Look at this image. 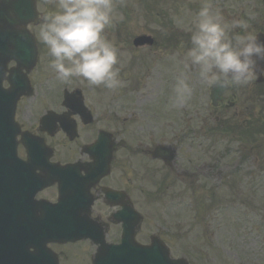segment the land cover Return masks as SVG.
<instances>
[{
    "label": "flooded vegetation",
    "instance_id": "1",
    "mask_svg": "<svg viewBox=\"0 0 264 264\" xmlns=\"http://www.w3.org/2000/svg\"><path fill=\"white\" fill-rule=\"evenodd\" d=\"M210 1L215 0H174V15L168 20L178 19L177 24L160 22V32L142 45L134 44L130 28L126 36H119L123 25L113 19L105 35L119 49L123 86L116 90L73 78L67 83L52 81L43 91L41 80L53 71L52 58L39 39V28L33 30L39 55L28 75L33 92L19 98L14 119L18 131L33 138L39 148L28 159L18 132L15 156L27 164L35 183L63 168L62 175L52 176L54 182L36 186L35 207L55 208L62 197L65 210L75 219L90 220L105 231L107 243L120 241L123 223L132 221L137 212L140 222L134 237L147 245L155 237L165 242L163 230L155 228L161 219L154 216L155 225L149 223L150 212L155 211L151 206L161 203L166 190H182L191 196L195 234L206 219L205 235H218L219 221L236 209L243 222L244 245L253 238L257 247L253 259L247 257L245 263L250 259L257 264L258 251L264 249V76L218 94L215 87L196 80L195 69H185L192 26L183 28L179 14H196ZM45 2L37 0L38 5ZM262 3L246 7L244 0H227L212 6L229 25L231 37L264 32ZM233 21L240 27L232 29ZM13 65L12 61L8 67ZM182 71L193 91L186 103L172 107L173 87ZM98 138L103 141L91 148ZM58 179L65 180L62 193ZM222 229L224 233V223ZM48 245L59 255L65 246Z\"/></svg>",
    "mask_w": 264,
    "mask_h": 264
},
{
    "label": "water",
    "instance_id": "2",
    "mask_svg": "<svg viewBox=\"0 0 264 264\" xmlns=\"http://www.w3.org/2000/svg\"><path fill=\"white\" fill-rule=\"evenodd\" d=\"M38 17L35 0H0V264H58L57 255L46 246L48 241L87 237L100 243L92 264H188L183 257L171 258L160 241L153 240L148 246L136 244L133 234L138 219L123 223L120 244L107 245L103 234H97V224L75 219L65 210L62 197L55 208L32 204L36 186L54 182L52 176L63 174V168L52 170L48 178L39 177L35 183L36 177L27 164L15 156L18 129L13 121L14 108L18 98L30 92L21 69L29 70L37 59L34 38L27 25ZM258 36L264 40L262 35ZM11 59L17 66L10 69L6 77L10 87L5 89L1 82ZM102 141L99 138L92 148H98ZM22 142L29 152L28 159L34 157L39 144L30 137H23ZM58 180L62 193L65 180Z\"/></svg>",
    "mask_w": 264,
    "mask_h": 264
},
{
    "label": "clouds",
    "instance_id": "3",
    "mask_svg": "<svg viewBox=\"0 0 264 264\" xmlns=\"http://www.w3.org/2000/svg\"><path fill=\"white\" fill-rule=\"evenodd\" d=\"M49 4L38 31L57 79L67 83L81 78L90 86L109 90L122 87L119 49L105 36L113 20V0H49ZM238 27L240 22L233 21L231 28ZM190 43L184 55L185 69H195L196 80L215 87L218 94L264 76V40L251 32L230 37L229 25L211 3H204L195 14ZM192 91L189 76L180 72L172 107L186 103Z\"/></svg>",
    "mask_w": 264,
    "mask_h": 264
},
{
    "label": "rangeland",
    "instance_id": "4",
    "mask_svg": "<svg viewBox=\"0 0 264 264\" xmlns=\"http://www.w3.org/2000/svg\"><path fill=\"white\" fill-rule=\"evenodd\" d=\"M127 1L113 0L115 5L114 12L118 11L120 13L118 14V20L124 17V23H129L121 24L123 26H121L119 33L122 35L119 36H126L128 30H125V28H130L133 35L147 32L154 37V32H160V23L156 10H162L164 6L170 5L166 0H164L166 1L164 5L159 4L161 0H132L129 7ZM258 1L263 2L262 5L264 6V0H251V2L244 0V4L248 7L257 4ZM210 3L213 6L225 5L227 0H215L210 1ZM39 8L45 16L48 13V8L50 9L49 0H46L45 4H40ZM165 9V11H168L167 8ZM179 16L182 27L192 26V21L195 17L194 12L179 14ZM177 20L175 19V24H177ZM41 23L33 28L38 29ZM174 27L180 30L179 25H174ZM56 80L57 76L54 71L44 74L41 80V85L44 87L42 90L47 91L52 81ZM86 85L89 84L86 82ZM190 197L189 192L173 188L166 190V196L162 198L159 205L151 206L155 211L152 210L150 212L149 223L153 226L157 222L155 217L161 219V224H156L155 228L160 226L163 230V240L171 247L172 257H185L189 264H246L247 257L253 259L256 251L255 246L252 245L254 239L251 238L250 242L246 246L244 245V238L241 235L242 218L238 216L236 209L230 210L229 215L222 217L223 221H219V234L207 238L203 236L205 233L204 227L208 222L206 219L200 221L198 234H195L194 230L192 231L194 212L190 204ZM223 223L226 225L224 233L222 229ZM62 249H64L63 252L66 255L62 253L64 258L61 261L64 259L65 264H90V249L84 241L66 243ZM258 254L257 256H260L261 259H259L257 264H264V253L258 252ZM249 262V264H252L250 259Z\"/></svg>",
    "mask_w": 264,
    "mask_h": 264
}]
</instances>
